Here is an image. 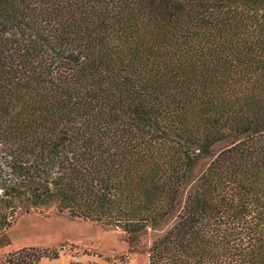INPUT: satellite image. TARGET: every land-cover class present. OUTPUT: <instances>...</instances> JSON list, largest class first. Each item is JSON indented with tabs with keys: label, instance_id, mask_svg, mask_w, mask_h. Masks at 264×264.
<instances>
[{
	"label": "trees",
	"instance_id": "16d2710c",
	"mask_svg": "<svg viewBox=\"0 0 264 264\" xmlns=\"http://www.w3.org/2000/svg\"><path fill=\"white\" fill-rule=\"evenodd\" d=\"M48 210L264 264V0H0V249Z\"/></svg>",
	"mask_w": 264,
	"mask_h": 264
},
{
	"label": "rangeland",
	"instance_id": "374dc122",
	"mask_svg": "<svg viewBox=\"0 0 264 264\" xmlns=\"http://www.w3.org/2000/svg\"><path fill=\"white\" fill-rule=\"evenodd\" d=\"M173 219L147 238L149 245L175 224ZM17 250L0 253V264L16 258L21 250L30 248L47 256L88 257L109 264H148V255L131 252L125 234L118 228L70 219L52 211H35L18 218L9 232ZM27 246V247H24Z\"/></svg>",
	"mask_w": 264,
	"mask_h": 264
},
{
	"label": "crops",
	"instance_id": "0c3cea01",
	"mask_svg": "<svg viewBox=\"0 0 264 264\" xmlns=\"http://www.w3.org/2000/svg\"><path fill=\"white\" fill-rule=\"evenodd\" d=\"M27 247V246H24ZM17 250V247L12 244L8 247L0 249V253L4 252L10 254ZM36 264H109L105 261L92 260L86 257H68L65 255H59L56 257H42Z\"/></svg>",
	"mask_w": 264,
	"mask_h": 264
}]
</instances>
